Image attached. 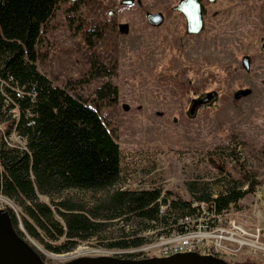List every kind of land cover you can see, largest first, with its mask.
I'll use <instances>...</instances> for the list:
<instances>
[{
	"label": "rangeland",
	"instance_id": "rangeland-1",
	"mask_svg": "<svg viewBox=\"0 0 264 264\" xmlns=\"http://www.w3.org/2000/svg\"><path fill=\"white\" fill-rule=\"evenodd\" d=\"M122 1L58 3L38 46L39 70L99 109L122 151L116 188L161 187L164 194L197 201L203 189L216 196L230 179L243 190L255 183L256 191L223 221L249 231L259 226L264 246V0H201L205 26L198 34L186 32V18L175 9L180 0ZM150 12H162L164 22L151 25ZM99 68L103 74L95 76ZM106 83L117 88L116 99H98L96 91ZM241 89L250 93L236 98ZM212 92L217 96L191 115L193 100ZM17 210L22 222V209ZM19 227L24 229L20 222ZM25 238L47 263L159 254L158 249L107 248L99 238L57 254L28 234ZM220 254L233 264H264V249L254 246Z\"/></svg>",
	"mask_w": 264,
	"mask_h": 264
},
{
	"label": "trees",
	"instance_id": "trees-1",
	"mask_svg": "<svg viewBox=\"0 0 264 264\" xmlns=\"http://www.w3.org/2000/svg\"><path fill=\"white\" fill-rule=\"evenodd\" d=\"M62 1L0 0V189L22 209L24 229L10 210L18 233L57 254L98 238L107 248L130 250L184 231L180 220L201 204L222 215L242 207L255 183L243 190L230 179L216 196L203 189L197 201L164 194L161 187L116 188L122 151L99 109L55 86L38 67L44 27ZM100 70L94 75H102ZM96 95L114 100L118 91L106 83ZM13 130L27 140V149L8 146L5 136Z\"/></svg>",
	"mask_w": 264,
	"mask_h": 264
},
{
	"label": "water",
	"instance_id": "water-1",
	"mask_svg": "<svg viewBox=\"0 0 264 264\" xmlns=\"http://www.w3.org/2000/svg\"><path fill=\"white\" fill-rule=\"evenodd\" d=\"M133 0H124L122 4H132ZM186 18L187 32L198 34L203 31L204 13L201 0H181L175 7ZM148 21L153 26L164 22L162 12L148 13ZM127 29L128 25H121ZM264 51V44L262 45ZM244 67L249 69L248 59L243 60ZM250 93V89L239 90L235 97L240 98ZM217 96L216 92L208 93L204 98L194 99L190 114L196 113L201 106L209 104ZM0 264H233L213 255H203L198 252H181L169 256H153L144 258H123L117 256H79L62 262L47 263L35 247L21 236L14 224L8 209H0Z\"/></svg>",
	"mask_w": 264,
	"mask_h": 264
},
{
	"label": "built area",
	"instance_id": "built-area-1",
	"mask_svg": "<svg viewBox=\"0 0 264 264\" xmlns=\"http://www.w3.org/2000/svg\"><path fill=\"white\" fill-rule=\"evenodd\" d=\"M21 94L20 92L19 95L21 96ZM0 130H3L1 123ZM5 140L10 147L27 149V140L20 136L16 130L6 135ZM17 208L20 209L16 201L5 195L0 189V209L12 210L21 223V227H23ZM225 215L210 210L206 204H201V209L197 210L195 214L180 220V223L186 225L184 231L174 230L170 234L162 235L156 241L140 248L142 250L158 249L159 254L156 256H169L181 252H198L203 255L217 257H222V254H220L222 252L237 253L246 246L264 249L260 242L262 229L259 226L256 230L249 231L245 226L237 224L235 221H229L227 225H224ZM227 242L236 243L238 247L229 249L225 246Z\"/></svg>",
	"mask_w": 264,
	"mask_h": 264
},
{
	"label": "flooded vegetation",
	"instance_id": "flooded-vegetation-1",
	"mask_svg": "<svg viewBox=\"0 0 264 264\" xmlns=\"http://www.w3.org/2000/svg\"><path fill=\"white\" fill-rule=\"evenodd\" d=\"M180 1H181V0H180ZM180 1H179V2H180ZM177 11H178V10H177ZM179 12H180V11H179ZM180 13H182V12H180ZM182 14H183V13H182ZM183 15H184V14H183ZM186 32H187V24H186ZM187 33H188V32H187Z\"/></svg>",
	"mask_w": 264,
	"mask_h": 264
}]
</instances>
